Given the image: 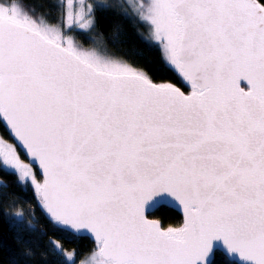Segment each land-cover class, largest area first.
Returning a JSON list of instances; mask_svg holds the SVG:
<instances>
[{"label":"snow or ice","instance_id":"1","mask_svg":"<svg viewBox=\"0 0 264 264\" xmlns=\"http://www.w3.org/2000/svg\"><path fill=\"white\" fill-rule=\"evenodd\" d=\"M61 3L52 23L0 0V171L55 228L93 240L81 264H211L217 247L264 264V0H124L183 87L103 36L79 46L70 33L95 9ZM162 202L179 226L152 218Z\"/></svg>","mask_w":264,"mask_h":264},{"label":"trees","instance_id":"2","mask_svg":"<svg viewBox=\"0 0 264 264\" xmlns=\"http://www.w3.org/2000/svg\"><path fill=\"white\" fill-rule=\"evenodd\" d=\"M95 9L93 20L95 26L89 31H71L76 43L84 49L95 47L93 40L101 36L110 53L122 57L133 65L145 68L158 81L177 83L183 87L174 74L163 67L161 52L157 47L150 46L142 36L150 39L147 26L126 18L120 7L124 0H89ZM22 11L39 18L46 16L48 21L55 23L63 15L61 0H17ZM97 3L110 5L106 10L96 8ZM129 16H132L130 10ZM118 28L119 32H114ZM7 137V133L0 129ZM0 181L7 187L0 189V264H65L64 257L57 254L52 241L60 245L66 252L76 254V260L82 259L93 251L94 242L88 237H69L58 230L47 218L38 204L31 187L24 191L17 184V177L0 171ZM22 212L25 216L22 227H15L11 217ZM170 226H179L183 217L176 210L162 206L153 213ZM211 264H237L226 255L217 251Z\"/></svg>","mask_w":264,"mask_h":264},{"label":"water","instance_id":"3","mask_svg":"<svg viewBox=\"0 0 264 264\" xmlns=\"http://www.w3.org/2000/svg\"><path fill=\"white\" fill-rule=\"evenodd\" d=\"M243 83H244V82H242V85H243ZM162 206H166V207L172 208V209L176 210L177 212H179V213L182 215V211H181L180 208H178V207H174L173 205L168 204V203H166V202H162V203H160L159 205H157V207H156L155 209L152 210L153 213H154L157 209H159L160 207H162ZM45 214H46V213H45ZM46 216H47V215H46ZM182 217H183V215H182ZM47 218H48V216H47ZM80 237H88V236H87V235H83V236H80ZM88 238H89V237H88ZM89 239H91V238H89ZM91 240H92V239H91ZM92 241H93V240H92ZM217 251H220V252H222L224 255H226L230 261H233V262L237 263L236 258L233 257V256H231L230 254H228V253L224 250V248H222V247H217V248L214 250V254L212 255L211 262L214 260Z\"/></svg>","mask_w":264,"mask_h":264},{"label":"rangeland","instance_id":"4","mask_svg":"<svg viewBox=\"0 0 264 264\" xmlns=\"http://www.w3.org/2000/svg\"><path fill=\"white\" fill-rule=\"evenodd\" d=\"M86 4H88V5H91L92 6V4L89 2V0H86ZM74 6H75V11H79V8H80V5H79V3H78V0H74ZM21 7V6H20ZM93 8V7H92ZM21 10H22V8H21ZM86 19H91V20H93V17H86ZM91 29V28H90ZM90 29H88L87 31H89ZM0 135H2L1 133H0ZM22 215L24 218H25V216H24V214L22 213V212H18V213H16L15 214V216L16 215ZM71 253H73V252H71ZM88 256H90V254L88 255ZM88 256H86V257H84V258H82V259H78V260H76L77 262H78V264H81V262H83V261H85L86 260V258L88 257ZM75 258H77L76 257V254H75Z\"/></svg>","mask_w":264,"mask_h":264}]
</instances>
